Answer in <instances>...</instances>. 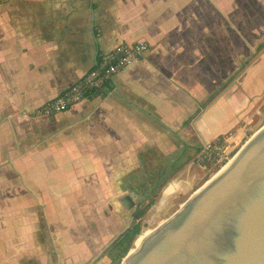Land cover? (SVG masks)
Listing matches in <instances>:
<instances>
[{"label":"crops","instance_id":"0c3cea01","mask_svg":"<svg viewBox=\"0 0 264 264\" xmlns=\"http://www.w3.org/2000/svg\"><path fill=\"white\" fill-rule=\"evenodd\" d=\"M257 2L0 0V264H112L108 247L169 163L238 122L247 94L224 84L223 51L229 19ZM137 39L147 49L103 88L35 114Z\"/></svg>","mask_w":264,"mask_h":264},{"label":"water","instance_id":"95a60500","mask_svg":"<svg viewBox=\"0 0 264 264\" xmlns=\"http://www.w3.org/2000/svg\"><path fill=\"white\" fill-rule=\"evenodd\" d=\"M130 248L119 264H264V123Z\"/></svg>","mask_w":264,"mask_h":264},{"label":"rangeland","instance_id":"374dc122","mask_svg":"<svg viewBox=\"0 0 264 264\" xmlns=\"http://www.w3.org/2000/svg\"><path fill=\"white\" fill-rule=\"evenodd\" d=\"M253 6L251 10L247 8L251 7V3H245L244 20L229 19L230 24L235 28L227 37V54L223 51V58L226 57L228 60L226 66L228 77L224 84L228 87H241L247 94L242 109H239L237 113L239 120L222 135L221 139H218L217 143L208 148L193 142L194 144L187 148L174 171L161 181V185L153 194H149L136 205L132 219L133 223L139 222L140 229L132 239L129 246L131 250L137 246L143 235H147L164 217L176 209L180 202L187 199L205 179L221 168L240 144L264 123V44L256 51L257 43L264 39V2L253 3ZM242 21H244L243 25L238 24ZM252 26L254 29L249 31ZM216 53L221 54L219 49L214 50V54ZM217 70L223 71L224 65L213 66V72ZM252 78L253 81H258V84L253 89H248ZM197 144L201 146L199 150L195 149ZM162 157L163 155L159 159ZM158 163L157 167L167 164L166 161ZM149 165L151 164L147 166ZM149 167L152 170L157 168L153 169L152 165ZM170 183L176 184V188L162 197L164 189ZM139 209H142V212L137 216L135 214Z\"/></svg>","mask_w":264,"mask_h":264},{"label":"built area","instance_id":"2783aa9c","mask_svg":"<svg viewBox=\"0 0 264 264\" xmlns=\"http://www.w3.org/2000/svg\"><path fill=\"white\" fill-rule=\"evenodd\" d=\"M146 49L147 43L143 39L117 43L109 50L102 52L95 65L88 68L85 73L53 99L36 107L35 114L51 116L58 111L67 109L80 99L87 98L92 92L103 88L116 71H120L121 68L141 56ZM215 142H218L216 137L206 141L203 145L208 148Z\"/></svg>","mask_w":264,"mask_h":264},{"label":"trees","instance_id":"16d2710c","mask_svg":"<svg viewBox=\"0 0 264 264\" xmlns=\"http://www.w3.org/2000/svg\"><path fill=\"white\" fill-rule=\"evenodd\" d=\"M264 44V39L257 43V48H256V51L261 48V46ZM211 95L213 96V93H211L209 95V97H211ZM208 97V98H209ZM217 139H221L222 138V135H217L216 137ZM201 148L200 145L196 146V150H199ZM169 168H172L171 171L169 172H165L163 174L162 177H160V181L159 183H157V186L155 187V189L157 187H159L161 184V181H164L165 177L168 176L174 169L175 167H177V165L175 166V163H169ZM142 212V209H139V211L135 214L137 216H139V214ZM139 229H140V225H139V222H136V223H132L129 227H127L123 234L119 237L116 238V240H114L110 246L108 247L107 249V254L108 256L110 257L111 259V262L112 264H117L121 261V259L124 257V253L127 251V249L129 248L131 242H132V239L134 237V235H136L138 232H139Z\"/></svg>","mask_w":264,"mask_h":264},{"label":"flooded vegetation","instance_id":"af4514ba","mask_svg":"<svg viewBox=\"0 0 264 264\" xmlns=\"http://www.w3.org/2000/svg\"><path fill=\"white\" fill-rule=\"evenodd\" d=\"M155 190H156V189H154V188H150L149 191H148L149 193H145V194H143V198H141L140 201H142L143 199L147 198V197L149 196V194H151V193L153 194V192H155ZM140 201H139V202H140ZM138 204H139V203H138Z\"/></svg>","mask_w":264,"mask_h":264},{"label":"bare ground","instance_id":"6f19581e","mask_svg":"<svg viewBox=\"0 0 264 264\" xmlns=\"http://www.w3.org/2000/svg\"><path fill=\"white\" fill-rule=\"evenodd\" d=\"M166 194H168V191H167V190H164V191H163V196H162V197H164ZM164 201H165V200H164ZM145 235H146V234H145ZM143 237H144V235L142 236V238H143ZM142 238H141V239H142Z\"/></svg>","mask_w":264,"mask_h":264}]
</instances>
